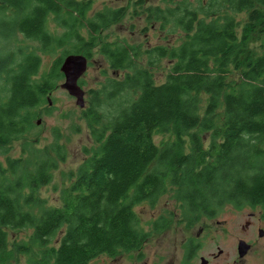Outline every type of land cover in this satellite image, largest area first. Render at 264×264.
Segmentation results:
<instances>
[{
    "label": "trees",
    "instance_id": "1",
    "mask_svg": "<svg viewBox=\"0 0 264 264\" xmlns=\"http://www.w3.org/2000/svg\"><path fill=\"white\" fill-rule=\"evenodd\" d=\"M91 8L92 0H0V264L20 255L28 264H88L100 254L137 251L150 233L134 207L166 190L190 221L227 203L264 210V0L146 6L148 22L183 39L145 50L100 40L126 15L124 6L93 14ZM50 22L62 31H51ZM20 35L42 51L62 49V56L39 74L41 57L15 45ZM95 46L109 68L125 73L86 92L81 112L94 146L62 189L61 205L50 206L38 192L64 160L63 146L39 147L28 136L37 108L63 77V57L90 55ZM163 58L171 64L157 82L152 70ZM159 129H172L174 141L159 148L153 141ZM194 129L187 154L183 132ZM202 133H210L207 146ZM20 137L22 155L11 158L8 147ZM171 222L162 217L152 230ZM9 229L31 232L10 247Z\"/></svg>",
    "mask_w": 264,
    "mask_h": 264
},
{
    "label": "rangeland",
    "instance_id": "2",
    "mask_svg": "<svg viewBox=\"0 0 264 264\" xmlns=\"http://www.w3.org/2000/svg\"><path fill=\"white\" fill-rule=\"evenodd\" d=\"M169 3L170 0H144L143 5L140 0H92L91 14L104 7L124 6L126 8V15L118 23L102 31L100 36L102 41L126 40L140 45L142 50L154 46L170 48L177 45L183 39V35L180 33L171 34L168 30H162L158 23L148 22L143 11L149 5L166 6ZM49 28L54 32L62 31V28L52 22H50ZM36 44L34 41L25 39L22 35L19 36V42L15 43L18 47L28 45L40 55V74L48 71L53 61L62 56L63 51L62 49L42 51L37 49ZM249 46L256 50L255 52L260 51L259 42L253 41ZM70 54H80L87 58V68L78 81L84 91L85 105L88 89L99 87L106 78L120 77L125 73V71H114L109 68L104 56L98 51V46L91 50L90 55H85L84 52ZM141 58L145 61L146 56L142 55ZM170 64L171 62L167 58H163L152 70L157 82L164 81ZM59 70L63 74L61 69ZM64 82L63 74L57 87L46 96L45 104L37 108V115L34 118L37 127L28 136L29 140L35 142L39 147L49 146L54 142L63 146L64 160L52 171L51 181L42 186L38 192L45 203L50 206L61 205L62 189L69 187L74 181L78 166L94 146V139L87 121L82 117V107L77 105L76 98L62 87ZM202 97V106L204 107L206 96L202 95ZM217 122H221L220 117ZM195 131L197 129L183 132L184 151L187 154L192 152L190 134ZM200 135L204 145L207 146L211 139L210 133ZM174 139L175 135L172 129H159L153 134V141L159 148ZM24 143L25 139L22 137L11 142L7 155L11 158L22 155ZM173 195L172 190H166L154 203L143 201L135 205L134 210L139 225L150 233L141 249L121 252L116 256L100 254L88 264H179V259L183 254V243L195 247L189 254V264H200L201 256L211 258L210 264H233L235 258L239 259L238 239L241 237L254 239L251 229L243 228L246 222L251 221L254 227L260 226L264 229V221L259 222L258 220L262 210L259 205L236 208L227 203L211 216L197 215L193 216V220L190 221L189 215L183 214L178 200ZM162 217L165 219L172 217V222L166 229L154 232L152 228H154L155 221H161ZM30 232V229L15 231L9 229V246L11 247L14 241L27 240ZM220 250L221 255L213 259L212 255H218ZM9 264H28L27 257L16 256ZM237 264H264V239L255 242L252 249L239 259Z\"/></svg>",
    "mask_w": 264,
    "mask_h": 264
},
{
    "label": "water",
    "instance_id": "3",
    "mask_svg": "<svg viewBox=\"0 0 264 264\" xmlns=\"http://www.w3.org/2000/svg\"><path fill=\"white\" fill-rule=\"evenodd\" d=\"M87 68V58L80 54H69L64 57L61 62L60 69L64 74L65 82L62 87L65 88L68 93L76 98V104L80 107H84V91L78 84V79L85 72ZM248 249L247 244L244 241H240L238 244V251L240 257H242ZM206 259L201 258L200 264H205Z\"/></svg>",
    "mask_w": 264,
    "mask_h": 264
},
{
    "label": "flooded vegetation",
    "instance_id": "4",
    "mask_svg": "<svg viewBox=\"0 0 264 264\" xmlns=\"http://www.w3.org/2000/svg\"><path fill=\"white\" fill-rule=\"evenodd\" d=\"M264 211L261 210V215L259 217V222L264 221ZM169 219H172V217H170ZM244 229L250 230L252 231V236L254 237V239H247L246 237H241L238 239V244L240 241H244L247 246L248 249L246 251V253L242 256L244 257L249 250L252 249V246L255 244V242L260 241L261 239H264V229L261 228L260 226L254 227V225L251 223V221H247L246 225L243 227ZM257 237V240H256ZM182 249H183V254H182V258L179 259V264H189V245L188 244H182ZM238 255H239V251L237 250ZM221 255V250L219 251L218 255H212V258H218ZM203 256L200 257V260ZM242 257H240L239 255V259H241ZM206 259V263L205 264H210L211 262V258H205ZM239 259L235 258L233 260V264H237L239 262Z\"/></svg>",
    "mask_w": 264,
    "mask_h": 264
}]
</instances>
